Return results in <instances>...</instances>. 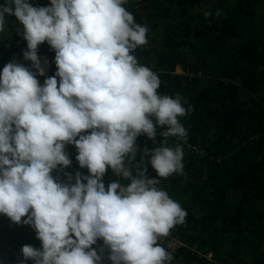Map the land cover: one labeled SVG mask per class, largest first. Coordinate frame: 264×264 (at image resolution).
Returning <instances> with one entry per match:
<instances>
[{
    "label": "clouds",
    "instance_id": "clouds-1",
    "mask_svg": "<svg viewBox=\"0 0 264 264\" xmlns=\"http://www.w3.org/2000/svg\"><path fill=\"white\" fill-rule=\"evenodd\" d=\"M126 3L0 4V33L14 15L27 42L23 57L31 61L30 67L11 61L0 70V214L31 226L41 241L40 248L22 246L20 264H104L105 249L111 264H171L174 258L159 239L183 224L187 212L146 173L149 164L158 177L182 173L183 149L165 140L143 150L135 176L129 165L137 137L156 142L158 127L164 129L160 135L186 142L179 117L187 112L179 94L158 92V75L133 55L148 42V29ZM44 42L55 51L57 71L41 84L37 74L45 75V67L38 46ZM68 143L89 170L77 172L75 183L52 175L71 164ZM109 168L130 182L113 180L106 187ZM98 241L99 249L93 247Z\"/></svg>",
    "mask_w": 264,
    "mask_h": 264
},
{
    "label": "trees",
    "instance_id": "trees-1",
    "mask_svg": "<svg viewBox=\"0 0 264 264\" xmlns=\"http://www.w3.org/2000/svg\"><path fill=\"white\" fill-rule=\"evenodd\" d=\"M123 6L148 29V42L133 55L158 75V92L179 94L187 112L179 117L186 142L160 135L156 142L136 143V159L129 165L135 176L143 150L165 140L183 149L182 173L158 177L147 167L146 175L159 179L157 187L187 212L185 222L159 243L173 254L171 264H216L206 258L209 252L222 264H264V0H127ZM22 32L17 18L8 16L0 33V70L11 61L31 66L23 57ZM38 56L45 78L53 76L55 51L47 42L38 46ZM65 152L71 164L52 171L59 182L75 183L77 172L89 175L76 159L74 144H66ZM113 180L130 182L109 168L103 182L107 187ZM25 244L41 247L35 230L0 214V262L20 264ZM107 256L105 249L104 264H111Z\"/></svg>",
    "mask_w": 264,
    "mask_h": 264
},
{
    "label": "built area",
    "instance_id": "built-area-1",
    "mask_svg": "<svg viewBox=\"0 0 264 264\" xmlns=\"http://www.w3.org/2000/svg\"><path fill=\"white\" fill-rule=\"evenodd\" d=\"M162 131H164V130H162ZM162 131H158V132H157V135H156V137H155V141H157L158 136H160V133H161ZM150 140H153V139H150V138H148L147 136H143V137H142L141 139H139L136 143H137V144L145 143V142H148V141H150ZM187 147L189 148L190 146H187ZM211 255H212V253H208V254H207V258H209Z\"/></svg>",
    "mask_w": 264,
    "mask_h": 264
},
{
    "label": "rangeland",
    "instance_id": "rangeland-1",
    "mask_svg": "<svg viewBox=\"0 0 264 264\" xmlns=\"http://www.w3.org/2000/svg\"><path fill=\"white\" fill-rule=\"evenodd\" d=\"M178 71H180V69H178ZM38 79H39V81L40 82H44L45 81V75H43V76H38ZM176 175V173L174 174V176ZM24 226H27V225H24ZM20 248H22V246L20 247ZM211 258H209V259H211L213 262L216 260V264H222L221 263V261H219L216 257H215V255L214 254H212L211 256H210ZM180 264H182V263H180Z\"/></svg>",
    "mask_w": 264,
    "mask_h": 264
}]
</instances>
